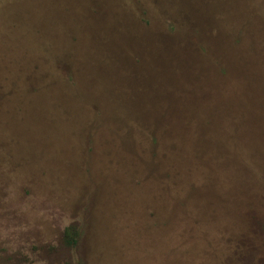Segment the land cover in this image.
<instances>
[{
    "label": "rangeland",
    "instance_id": "1",
    "mask_svg": "<svg viewBox=\"0 0 264 264\" xmlns=\"http://www.w3.org/2000/svg\"><path fill=\"white\" fill-rule=\"evenodd\" d=\"M0 264H264V0H0Z\"/></svg>",
    "mask_w": 264,
    "mask_h": 264
},
{
    "label": "trees",
    "instance_id": "2",
    "mask_svg": "<svg viewBox=\"0 0 264 264\" xmlns=\"http://www.w3.org/2000/svg\"><path fill=\"white\" fill-rule=\"evenodd\" d=\"M65 238H66V241H68L70 244L75 243V239L73 238L72 234L69 231L68 233H66Z\"/></svg>",
    "mask_w": 264,
    "mask_h": 264
}]
</instances>
